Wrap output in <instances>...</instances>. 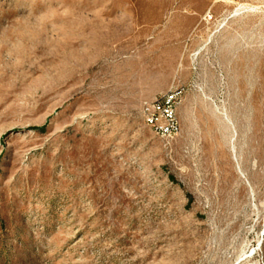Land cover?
Wrapping results in <instances>:
<instances>
[{
    "label": "rangeland",
    "instance_id": "obj_1",
    "mask_svg": "<svg viewBox=\"0 0 264 264\" xmlns=\"http://www.w3.org/2000/svg\"><path fill=\"white\" fill-rule=\"evenodd\" d=\"M0 264H264V0H0Z\"/></svg>",
    "mask_w": 264,
    "mask_h": 264
},
{
    "label": "built area",
    "instance_id": "obj_2",
    "mask_svg": "<svg viewBox=\"0 0 264 264\" xmlns=\"http://www.w3.org/2000/svg\"><path fill=\"white\" fill-rule=\"evenodd\" d=\"M179 96V92L167 91L150 103H144L142 107L143 118L147 120L148 127L169 139H173L179 129L175 117Z\"/></svg>",
    "mask_w": 264,
    "mask_h": 264
},
{
    "label": "bare ground",
    "instance_id": "obj_3",
    "mask_svg": "<svg viewBox=\"0 0 264 264\" xmlns=\"http://www.w3.org/2000/svg\"><path fill=\"white\" fill-rule=\"evenodd\" d=\"M145 124L147 125V120H144ZM148 126V125H147ZM255 168V167H254Z\"/></svg>",
    "mask_w": 264,
    "mask_h": 264
}]
</instances>
